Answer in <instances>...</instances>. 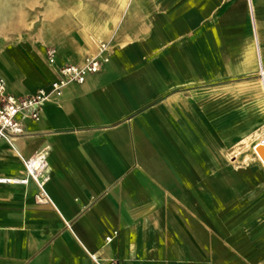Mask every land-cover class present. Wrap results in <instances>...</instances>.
<instances>
[{
    "label": "crops",
    "instance_id": "1",
    "mask_svg": "<svg viewBox=\"0 0 264 264\" xmlns=\"http://www.w3.org/2000/svg\"><path fill=\"white\" fill-rule=\"evenodd\" d=\"M101 43L0 141V176L46 148L50 176L48 203L0 183V264H264V166L237 164L264 138V0H55L0 39V78L34 94Z\"/></svg>",
    "mask_w": 264,
    "mask_h": 264
},
{
    "label": "built area",
    "instance_id": "2",
    "mask_svg": "<svg viewBox=\"0 0 264 264\" xmlns=\"http://www.w3.org/2000/svg\"><path fill=\"white\" fill-rule=\"evenodd\" d=\"M106 44L99 45L96 55L88 56L82 64L63 65L57 70V78L47 87L39 88L34 94L15 97L7 92L6 84L0 78V141L10 142L24 132L23 118L38 120L43 106L47 102H56L62 95V90L68 84H81L89 74L99 72L108 62L104 55ZM46 56L50 63L54 62L55 50L46 49ZM47 148L35 152L27 158H23L24 175L22 177L0 176V183L27 184L33 181L38 192L35 195L38 203H48L50 198L45 190V184L49 180V166L47 161ZM117 232H113L116 235ZM112 236H107L106 241H111ZM91 258L96 264H115V260L103 262L95 255Z\"/></svg>",
    "mask_w": 264,
    "mask_h": 264
},
{
    "label": "rangeland",
    "instance_id": "3",
    "mask_svg": "<svg viewBox=\"0 0 264 264\" xmlns=\"http://www.w3.org/2000/svg\"><path fill=\"white\" fill-rule=\"evenodd\" d=\"M55 0H0V39L19 35L24 30L36 26L39 19L50 10ZM250 152V153H248ZM243 151L238 156V166L244 165V158L254 152ZM243 158H240V156ZM256 155H254L255 157Z\"/></svg>",
    "mask_w": 264,
    "mask_h": 264
},
{
    "label": "water",
    "instance_id": "4",
    "mask_svg": "<svg viewBox=\"0 0 264 264\" xmlns=\"http://www.w3.org/2000/svg\"><path fill=\"white\" fill-rule=\"evenodd\" d=\"M254 148V155H256L261 162L264 164V140L260 141V142H255L251 145V148ZM250 153V152H248ZM244 156V154L242 156H240V158H242Z\"/></svg>",
    "mask_w": 264,
    "mask_h": 264
},
{
    "label": "bare ground",
    "instance_id": "5",
    "mask_svg": "<svg viewBox=\"0 0 264 264\" xmlns=\"http://www.w3.org/2000/svg\"><path fill=\"white\" fill-rule=\"evenodd\" d=\"M263 139H264V138H262V140H263ZM252 151L254 152V148H253V147L251 148V152H252ZM254 153H255V152H254ZM254 158H255V157H254ZM259 161H261V160L259 159ZM261 163H262V162H261ZM262 164H263V163H262ZM263 166H264V164H263Z\"/></svg>",
    "mask_w": 264,
    "mask_h": 264
}]
</instances>
